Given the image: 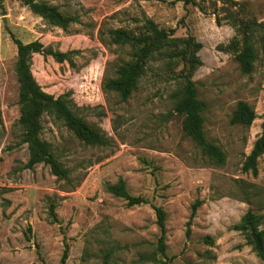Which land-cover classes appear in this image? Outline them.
Listing matches in <instances>:
<instances>
[{"label": "rangeland", "instance_id": "374dc122", "mask_svg": "<svg viewBox=\"0 0 264 264\" xmlns=\"http://www.w3.org/2000/svg\"><path fill=\"white\" fill-rule=\"evenodd\" d=\"M77 19L67 30L33 14L22 0H0V264H156L161 230L155 208L166 213L169 264H264L235 231L249 211L262 216L264 156L258 172L243 166L264 128L262 28L254 32L257 62L242 72L228 48L238 37L231 21L264 24V0H35ZM175 39L202 45L203 66L194 72L198 99L206 106L204 132L219 148L217 165L183 132L175 113L185 65L174 48L155 53L137 90L126 100L104 89L119 68L133 60L129 47L112 45L109 33L146 31L148 22ZM41 42L31 73L55 98L99 133L105 146L88 145L50 113L41 118V139L69 171L65 179L49 166L29 168L28 145L20 125L18 49ZM255 110L251 127L233 125L239 103ZM124 182L127 192L147 204L129 207L108 191ZM200 203L194 218V205Z\"/></svg>", "mask_w": 264, "mask_h": 264}, {"label": "trees", "instance_id": "16d2710c", "mask_svg": "<svg viewBox=\"0 0 264 264\" xmlns=\"http://www.w3.org/2000/svg\"><path fill=\"white\" fill-rule=\"evenodd\" d=\"M234 7L239 3L226 0ZM30 11L44 19L50 25L67 30L68 27L77 23L76 18L64 16L57 7L46 3H38L35 0H22ZM232 20V26L236 29L237 35H241L243 40L239 41L235 37L229 49L234 53L235 60L245 74H250L257 62L258 54L255 49L254 32L256 28H262L263 36L260 39L261 48L264 55V24L259 25L255 21ZM146 32L141 35H133L125 30H113L109 33L112 45L129 47L133 50L134 56L130 63L122 65L115 79L107 80L104 89L128 99L136 90L139 81L145 74V69L149 59L158 51L167 48H174L176 51L171 56L172 59H179L185 65L181 71L180 79L184 80L179 100L175 106V113L183 118V132L189 137L208 157L217 165L224 163V155L221 150L208 143L204 132L205 104L198 99L195 83L192 76L195 71L203 66L197 56L202 49V45L195 43L194 39H175L170 32L159 30L153 22H148ZM18 49V60L16 65L17 79L20 85V125L23 130L24 143L29 150V168L44 164L50 167L54 176L65 179L69 176V171L63 168L51 153L50 146L41 137V118L45 113L54 115L63 121L65 125L82 142L93 146H105L106 140L92 128L87 126L70 109L63 97L55 98L46 93L36 82L31 73V57L33 55L53 56L58 62L67 61V54L53 53L47 51L41 42H34L28 45L16 40ZM256 119V113L247 103L238 104L233 117V125L251 127ZM1 121V119H0ZM264 156V128L261 136L257 139L251 154L247 157L244 166V173L258 172V160ZM108 191L117 198H121L128 203L129 207L141 206L147 202L141 198L132 197L126 190L124 182L108 186ZM200 203L194 205L192 218L195 217ZM157 224L161 230V238L158 243L157 253L166 259V213L162 208H155ZM263 217L249 211L242 218L235 231L243 234L246 244L250 246L257 257L264 262V231H262ZM69 249L66 246L61 264H66ZM155 260L156 264H169L168 261Z\"/></svg>", "mask_w": 264, "mask_h": 264}]
</instances>
